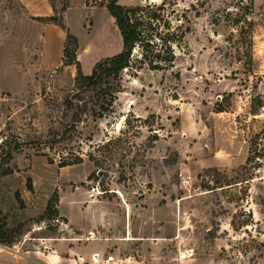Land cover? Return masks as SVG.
<instances>
[{
	"label": "rangeland",
	"instance_id": "1",
	"mask_svg": "<svg viewBox=\"0 0 264 264\" xmlns=\"http://www.w3.org/2000/svg\"><path fill=\"white\" fill-rule=\"evenodd\" d=\"M47 1L77 37L87 73L122 50L111 0ZM28 2L0 0V161L11 151L15 169L0 182L9 207L0 244L70 264L74 256L77 264H264V0H252L251 26L227 19L250 0H119L164 4L171 31L187 32L174 44L173 66L125 71L120 86L102 91L76 89L78 72L72 77L60 62L66 30L46 28ZM47 9L41 3L35 11ZM116 89L113 110L98 116ZM76 116L77 127L63 133ZM76 157L82 161L60 166ZM61 197L84 224L79 257L37 238L72 233ZM94 213L101 216L95 233L87 227ZM0 256V264L20 258Z\"/></svg>",
	"mask_w": 264,
	"mask_h": 264
},
{
	"label": "trees",
	"instance_id": "2",
	"mask_svg": "<svg viewBox=\"0 0 264 264\" xmlns=\"http://www.w3.org/2000/svg\"><path fill=\"white\" fill-rule=\"evenodd\" d=\"M238 7V12L233 14L234 16L227 19H234L233 24L241 22L245 19L246 22L251 26L249 15L253 10V2ZM54 12H56L55 6L52 4ZM107 8L111 15L115 18L116 24L120 30L123 46L122 50L112 56H106L97 61L90 74H84L82 71L81 62L77 57L78 50V39L70 32V30L63 23V18L55 15L42 17L41 21L47 23L58 24L66 30V40L63 48V64L64 65H75L78 73L75 77V87L78 90H100L102 91L103 85L109 87L114 82L116 86H120L123 73L130 71L131 69H139L144 65H148L150 69H163L173 66L176 60V53L174 50V44L177 43L180 37L184 36L187 32L183 30L179 35L178 33L171 31V22L165 16L166 5L156 4H138L133 6L122 5L119 0H111L107 4ZM63 11L65 8L62 9ZM231 10H229L230 14ZM57 13V12H56ZM231 15V14H230ZM245 22V21H244ZM244 28V27H243ZM70 43H74V49L69 52ZM139 49L140 53L136 55V50ZM99 88V89H98ZM98 91V95L101 92ZM114 91V90H113ZM108 93L109 99H104L99 104L98 116L102 117L105 113H109L113 110L114 103L117 100V92ZM66 104L68 108H74L76 105L74 101L67 99ZM78 107V106H76ZM79 108H77V111ZM79 115V113H75ZM74 123L67 125L63 129V133L69 132L72 128H76L78 122L81 120L80 117L76 116L73 119ZM110 140L104 142V146L109 145ZM14 156L11 151L3 153L0 161V182L1 178L10 174H13L15 169L9 166ZM251 159V155L248 156L247 161ZM82 161L81 157L75 159H65L61 161L60 166L74 165ZM49 162H53L49 159ZM29 189H33L31 179L27 181ZM57 194L54 193L49 199L46 212L50 217L57 213V207L55 202L58 201ZM1 215V212H0ZM1 224V220H0ZM1 232V228H0Z\"/></svg>",
	"mask_w": 264,
	"mask_h": 264
},
{
	"label": "crops",
	"instance_id": "3",
	"mask_svg": "<svg viewBox=\"0 0 264 264\" xmlns=\"http://www.w3.org/2000/svg\"><path fill=\"white\" fill-rule=\"evenodd\" d=\"M41 3H43L46 7H48V9L45 12H38V11L36 12L35 8L38 7ZM27 8L30 10V12H32V14H34L36 16H50L53 12V7H52L51 3H49L47 0H30V2L27 3ZM50 26H51V24L47 23L46 28H49ZM63 48H64V45H63ZM62 55H63V53L61 54L60 62H62ZM78 59H79V56H78ZM81 66H82V64H81ZM66 67L70 69V75L72 77H74L76 75V73L78 72L77 67L73 64L67 65ZM93 67H94V65H93ZM92 70H93V68H92ZM82 71L84 72V74H90V73H87L86 70L83 68H82ZM72 190L73 189H70V191L72 193L71 195H73V192H74ZM5 199H6L5 194L4 193L2 194V192H1L0 193V212H1V215L7 214L9 212V207H8V204L6 203ZM97 199L99 200V198H97ZM71 200H72L71 206H74L76 209L82 208L80 206L81 204L79 202H77V200H75V203H74L73 198H71ZM24 202L26 205H28V202L26 201V199H24ZM63 204H64L63 197H61L60 198V204L58 205V210H59L60 215L67 219L68 226L72 229L71 230L72 233L71 234L70 233L64 234V236L61 238H52V237H47V236H39L37 238L40 239L41 241H44V242H48V241L50 242L52 239L54 241V244L56 245V247H69L72 250V252L74 250V252L79 257L80 254L78 253L77 247L80 245V242H79L80 238L78 236L81 235L79 233H80V230L82 229V225H84V224L78 223L76 221L75 217L72 214H69L63 208ZM89 204H90L89 206H92V207L98 206L97 203H93V202H91ZM94 214L91 216V219H92V222H94V221H96V222L91 223L90 226L86 225L93 233L98 232L99 227L98 228L95 227L96 228L95 229L94 225L97 226L99 224L100 218H101L100 213H94ZM91 242H97L98 243L99 241L94 240ZM102 243L103 242H100L99 245L101 246V245L105 244V243H103V244ZM20 244H21V242H17L14 244V246L20 247ZM1 251H3V250H0V252ZM44 256H45V257H43L44 259H39L38 257L36 259V257H30V255L20 254L19 257L21 259L19 258V259H17V261H19L18 264H33L34 261H36L37 263H42V264H70V263H66L65 261H62L64 259V258L61 259L62 257H60L59 259L54 258L51 252L44 254ZM17 257H18V255H17ZM0 258H1V256H0ZM74 262H75V264H77L78 262H81V261L80 260L78 261L77 257L74 256Z\"/></svg>",
	"mask_w": 264,
	"mask_h": 264
},
{
	"label": "built area",
	"instance_id": "4",
	"mask_svg": "<svg viewBox=\"0 0 264 264\" xmlns=\"http://www.w3.org/2000/svg\"><path fill=\"white\" fill-rule=\"evenodd\" d=\"M16 248V247H15ZM14 248V249H15ZM0 250H5V251H12L13 252V254H14V256H17V255H20L21 253H20V250L18 249V248H16L15 250H11L8 246H5V245H3V244H0ZM112 258L113 257H110V260H112ZM93 259H94V261H97L96 259H95V255L93 256Z\"/></svg>",
	"mask_w": 264,
	"mask_h": 264
},
{
	"label": "bare ground",
	"instance_id": "5",
	"mask_svg": "<svg viewBox=\"0 0 264 264\" xmlns=\"http://www.w3.org/2000/svg\"><path fill=\"white\" fill-rule=\"evenodd\" d=\"M95 259L98 261L99 260V258H98V256H97V254L95 255Z\"/></svg>",
	"mask_w": 264,
	"mask_h": 264
}]
</instances>
